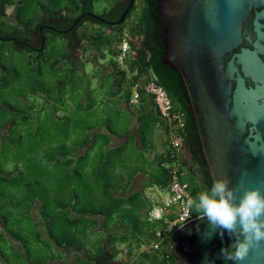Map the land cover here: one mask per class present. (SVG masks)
I'll list each match as a JSON object with an SVG mask.
<instances>
[{"label":"trees","instance_id":"trees-1","mask_svg":"<svg viewBox=\"0 0 264 264\" xmlns=\"http://www.w3.org/2000/svg\"><path fill=\"white\" fill-rule=\"evenodd\" d=\"M94 1L0 0V264H174L170 234L156 238L162 221L146 219L148 192H167L172 165L183 173L191 201L211 188L180 77L163 62L155 1L135 0L119 25L84 18L74 41L63 31L91 13ZM128 3L114 0L97 17L116 22ZM127 20L132 27L124 33ZM87 21L115 30V40L87 41L79 33ZM46 25L55 30L44 29L43 46L31 47ZM124 35L129 49L121 65ZM50 42L58 48L53 58L44 55ZM75 43L82 46L80 57L72 54ZM94 46L97 53L88 55ZM106 48L112 59L101 63ZM14 54L37 63L28 69L43 88L32 86L29 93L39 92L42 103L27 99L20 78L11 77L16 70L2 62ZM149 81L183 114L175 150L152 99L141 93L131 103L133 86ZM16 88L12 105L4 95ZM191 213L197 217L193 207Z\"/></svg>","mask_w":264,"mask_h":264},{"label":"water","instance_id":"water-1","mask_svg":"<svg viewBox=\"0 0 264 264\" xmlns=\"http://www.w3.org/2000/svg\"><path fill=\"white\" fill-rule=\"evenodd\" d=\"M154 1L163 62L180 77L210 185L226 178L237 197L241 180L264 191V140L256 155L245 142L250 119L264 134V0ZM134 3L116 22L86 12L73 27L84 18L122 24ZM170 241L174 264H233L221 249L231 250L235 236L221 237L206 217L178 227ZM238 264H264V241Z\"/></svg>","mask_w":264,"mask_h":264},{"label":"clouds","instance_id":"clouds-1","mask_svg":"<svg viewBox=\"0 0 264 264\" xmlns=\"http://www.w3.org/2000/svg\"><path fill=\"white\" fill-rule=\"evenodd\" d=\"M257 122L248 121L252 127L248 128L250 139L245 140L253 155L260 148L259 142L264 140V134L256 128ZM229 183L226 178L216 179L210 190L201 193L198 199L189 201V206L195 209L197 217H206L213 231L219 230L221 237L225 231L235 236L231 250L222 248L221 255L226 261L238 264L248 257L254 246L264 241V191L260 188H245L241 180L239 187L243 194L237 197V190L230 187Z\"/></svg>","mask_w":264,"mask_h":264},{"label":"built area","instance_id":"built-area-1","mask_svg":"<svg viewBox=\"0 0 264 264\" xmlns=\"http://www.w3.org/2000/svg\"><path fill=\"white\" fill-rule=\"evenodd\" d=\"M128 49V37L124 35L120 47L121 54L118 58L121 65H123V58ZM141 93L152 99L159 118L167 126V145L170 150H175L179 143L178 131L184 125L183 114L173 109L167 92L156 82L136 83L132 89L131 103H136ZM182 175L178 165H172L166 197H151L152 206L146 214V219L149 223L162 221L163 228L156 233V238L159 240L164 239L169 234L171 235L175 229L194 219L189 206L191 196L188 191V184L181 181ZM157 245L158 243L153 246L154 249L157 248Z\"/></svg>","mask_w":264,"mask_h":264},{"label":"rangeland","instance_id":"rangeland-1","mask_svg":"<svg viewBox=\"0 0 264 264\" xmlns=\"http://www.w3.org/2000/svg\"><path fill=\"white\" fill-rule=\"evenodd\" d=\"M114 0H95L93 2V10H92V14L94 16H98V15H101L105 12H108L112 6V3H113ZM132 20H134V18L132 17ZM132 20H127V22L125 23V26L126 28L124 29V33L125 32H128V29L132 27ZM79 33L82 34V35H85L86 37V40L87 41H96L98 40L99 38L101 37H106V38H110L112 41L115 40L114 36L116 35L115 33H117L115 30L114 31H111L109 32L108 29L106 27H103V26H100V25H97L95 22H92V21H87L86 23H84V25L81 27V29L79 30ZM115 34V35H114ZM61 40L60 38H55L54 39V43L56 44H60ZM52 43L50 42L49 43V49L47 51H45L44 55L46 57H56L57 56V51L56 49L52 50ZM103 48V47H102ZM97 48L94 46L92 49L90 48L89 51H88V55L89 54H96L97 53ZM104 52V50H103ZM21 56H23L25 59H23ZM111 55L108 51V48L105 49V60L104 61H101V63H108L110 60H111ZM28 61V58L25 57V55H17V54H14V55H10V57H6L2 62L4 63H8L9 66L11 65V67L9 68H13L14 70H16V72L14 71L12 74H11V77L14 78V79H19L18 83L17 84H21L22 87H21V91L22 93L27 97V99H29L30 102L32 103H42L43 99L40 97V94L39 92L36 94V95H32L29 93V88H32L33 87H38L39 88H43V84L42 86L41 85V80L36 78L34 79V77H37L38 74L37 72H31L28 67L30 68H37V63H33L32 64V60H31V63L30 65H28L27 63ZM87 70H92L91 66L88 65L87 67ZM49 68L48 67H45L44 68V72H45V75H48L46 74V71H48ZM21 75V77H20ZM29 76V77H28ZM32 77L33 79L30 80L29 78ZM48 78V77H47ZM45 79V77H44ZM47 80V79H46ZM44 82V81H43ZM16 92H17V88L15 89V92L11 91L10 95H4L5 97V100H8V102H10L12 105H15L16 104ZM196 218V217H195ZM137 255V254H135ZM136 258V256H134Z\"/></svg>","mask_w":264,"mask_h":264},{"label":"flooded vegetation","instance_id":"flooded-vegetation-1","mask_svg":"<svg viewBox=\"0 0 264 264\" xmlns=\"http://www.w3.org/2000/svg\"><path fill=\"white\" fill-rule=\"evenodd\" d=\"M141 8H142V4L140 6V9ZM129 13H130V11H129ZM129 13L127 14L126 18L129 17ZM150 17H151V19H154L155 20V18L152 15ZM109 21H112V20H109ZM112 22H115V21H112ZM76 28H77L76 26L73 27V23H72L71 26H70V28H67L66 30H64L63 33H66V34L67 33L68 34L70 33L71 34V37L74 39V33H75V29ZM44 29L45 30H51V29L52 30L53 29L55 30V28L54 27H51L50 25H46V26L41 27L39 29L38 33H35L33 35V39H32V42H31L32 43V46L31 47H33V45L35 47L36 46H40V48L43 46L44 39L42 37V32L44 31ZM74 41H75V39H74ZM71 51H72V54L74 56H76V57H80L83 54L82 46L79 43H75L73 45V47L71 48Z\"/></svg>","mask_w":264,"mask_h":264},{"label":"crops","instance_id":"crops-1","mask_svg":"<svg viewBox=\"0 0 264 264\" xmlns=\"http://www.w3.org/2000/svg\"><path fill=\"white\" fill-rule=\"evenodd\" d=\"M148 195H149V197H150V199H151V197H156V198H158V196H160V197H166V193H160V192H148Z\"/></svg>","mask_w":264,"mask_h":264},{"label":"snow or ice","instance_id":"snow-or-ice-1","mask_svg":"<svg viewBox=\"0 0 264 264\" xmlns=\"http://www.w3.org/2000/svg\"><path fill=\"white\" fill-rule=\"evenodd\" d=\"M243 74V73H242ZM242 76V75H241Z\"/></svg>","mask_w":264,"mask_h":264}]
</instances>
